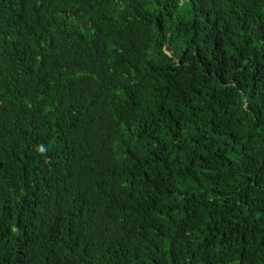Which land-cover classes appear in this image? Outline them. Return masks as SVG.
<instances>
[{"label":"trees","instance_id":"1","mask_svg":"<svg viewBox=\"0 0 264 264\" xmlns=\"http://www.w3.org/2000/svg\"><path fill=\"white\" fill-rule=\"evenodd\" d=\"M0 264H264V0H0Z\"/></svg>","mask_w":264,"mask_h":264}]
</instances>
